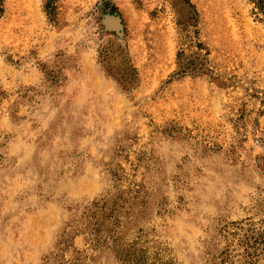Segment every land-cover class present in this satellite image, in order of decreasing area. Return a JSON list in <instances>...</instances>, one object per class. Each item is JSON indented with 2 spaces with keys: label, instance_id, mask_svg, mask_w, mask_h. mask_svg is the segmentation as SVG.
I'll return each instance as SVG.
<instances>
[{
  "label": "rangeland",
  "instance_id": "1",
  "mask_svg": "<svg viewBox=\"0 0 264 264\" xmlns=\"http://www.w3.org/2000/svg\"><path fill=\"white\" fill-rule=\"evenodd\" d=\"M258 237L254 0H0V264H264Z\"/></svg>",
  "mask_w": 264,
  "mask_h": 264
},
{
  "label": "trees",
  "instance_id": "2",
  "mask_svg": "<svg viewBox=\"0 0 264 264\" xmlns=\"http://www.w3.org/2000/svg\"><path fill=\"white\" fill-rule=\"evenodd\" d=\"M254 5H255V8L258 10V12L264 17V0H254ZM181 55L182 54L179 55L180 58H181ZM204 66L205 64L203 62V59L199 58V56L194 57L193 59L182 58L179 63V67L182 71H191L193 73H201V74H204L205 72H207V69ZM245 246L248 249H252L253 251H256L258 246H264V240L263 238H260V237L252 238L245 243ZM254 256L255 255L248 253V255H246L247 259L244 263L253 264L254 262H251L249 260L252 259Z\"/></svg>",
  "mask_w": 264,
  "mask_h": 264
}]
</instances>
